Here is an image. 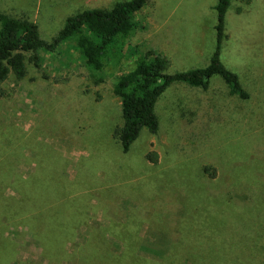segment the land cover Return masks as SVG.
I'll use <instances>...</instances> for the list:
<instances>
[{
  "label": "rangeland",
  "instance_id": "rangeland-1",
  "mask_svg": "<svg viewBox=\"0 0 264 264\" xmlns=\"http://www.w3.org/2000/svg\"><path fill=\"white\" fill-rule=\"evenodd\" d=\"M122 1L0 0V11L24 15L52 43L68 17ZM216 3L150 0L131 44L166 55L170 73L204 67ZM226 34L223 61L253 99L225 112L218 81L211 97L172 85L156 105L158 133L142 130L128 153L113 139L112 93L113 77L133 67L126 54L96 84L66 43L4 86L0 264H264V0H231Z\"/></svg>",
  "mask_w": 264,
  "mask_h": 264
},
{
  "label": "trees",
  "instance_id": "trees-1",
  "mask_svg": "<svg viewBox=\"0 0 264 264\" xmlns=\"http://www.w3.org/2000/svg\"><path fill=\"white\" fill-rule=\"evenodd\" d=\"M149 1H122L108 9H88L77 13L66 19L63 29L52 43L40 37L37 23L20 13L0 11V94H7L4 86L9 81H13L15 85L23 82L28 75L29 65L41 67L43 54L54 53L66 43H73L75 51L96 84L105 81L106 67L120 64L126 54L127 59L132 60L133 67L127 72L118 73L113 77L112 83V93L119 100L121 109V125L114 128L113 139L124 153L129 152L142 130L158 133L156 105L172 85L182 84L211 97L212 91L216 90L213 89V84L218 81L224 88L225 92L221 94L227 99V104L223 96L216 106H220L225 112H236V102L253 99L250 85L241 78L240 73L228 67L222 57L223 44L227 38L226 18L231 0H217L214 7L217 17L216 43L209 64L174 73L169 72L171 61L166 55L154 50L141 52L131 44V39L140 26L138 15ZM263 68L260 66V71ZM146 158L154 165L159 164L160 158L155 151H150ZM209 170V167L204 168L205 173ZM216 175L217 173H212L210 176L215 178ZM17 183L22 192L21 202H27V180ZM76 211L79 208L76 207ZM67 220L73 222L74 218ZM74 225L66 226V234ZM129 251L131 254L127 255L133 258V250Z\"/></svg>",
  "mask_w": 264,
  "mask_h": 264
}]
</instances>
